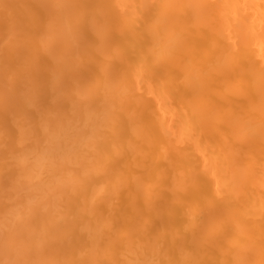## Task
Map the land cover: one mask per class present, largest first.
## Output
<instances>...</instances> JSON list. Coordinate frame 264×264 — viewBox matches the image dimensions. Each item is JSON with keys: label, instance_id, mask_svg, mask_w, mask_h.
<instances>
[{"label": "bare ground", "instance_id": "6f19581e", "mask_svg": "<svg viewBox=\"0 0 264 264\" xmlns=\"http://www.w3.org/2000/svg\"><path fill=\"white\" fill-rule=\"evenodd\" d=\"M0 264H264V0H0Z\"/></svg>", "mask_w": 264, "mask_h": 264}]
</instances>
